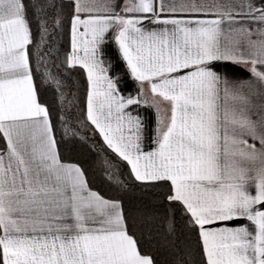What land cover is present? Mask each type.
<instances>
[{"label": "snow or ice", "instance_id": "1", "mask_svg": "<svg viewBox=\"0 0 264 264\" xmlns=\"http://www.w3.org/2000/svg\"><path fill=\"white\" fill-rule=\"evenodd\" d=\"M0 141V264H264V0H0Z\"/></svg>", "mask_w": 264, "mask_h": 264}, {"label": "trees", "instance_id": "2", "mask_svg": "<svg viewBox=\"0 0 264 264\" xmlns=\"http://www.w3.org/2000/svg\"><path fill=\"white\" fill-rule=\"evenodd\" d=\"M63 43V41L61 42ZM84 84V76L81 70L76 69L73 70L71 73V84L70 88L71 91L77 92V94L82 93L83 88L82 85ZM69 89L66 88L65 91L67 92ZM42 99L45 100L50 106L55 107V97L51 91V89H47L42 94ZM75 111V109H73ZM86 131V130H84ZM57 138L59 139V133L57 134ZM90 143L92 141H89ZM2 143V141H0ZM61 153L66 160L72 162H78L86 169H88V174L90 180L93 181V187L98 188L101 191L109 192V188L106 184L102 182L101 173L98 170V163L94 153L89 151V148L79 142L75 141H65L61 143ZM159 192L160 189H156L152 196H144L141 197L139 192H137L135 197L127 198L125 203L126 207H130L135 210L138 207L147 206L151 208L154 204L160 206V210H163V206L160 204L159 200ZM178 222L180 223L181 229V243L182 245H195V233L190 231L188 228L184 227L182 221H179V214H177ZM135 226L137 229L144 231L147 233L148 225L144 224L139 216H137ZM153 234H155V227L152 228ZM144 250L151 252L158 261V264H168V260L170 256L168 251L160 246L159 243L153 242L152 240L148 239L147 236L145 238ZM198 259V257H197Z\"/></svg>", "mask_w": 264, "mask_h": 264}, {"label": "crops", "instance_id": "3", "mask_svg": "<svg viewBox=\"0 0 264 264\" xmlns=\"http://www.w3.org/2000/svg\"><path fill=\"white\" fill-rule=\"evenodd\" d=\"M110 55L113 57V59L115 60V57H116V53H115V47L113 46V48L111 49L110 51ZM246 75V74H245ZM148 118L152 121L153 125L155 123V116L153 114V111L152 110H148Z\"/></svg>", "mask_w": 264, "mask_h": 264}]
</instances>
